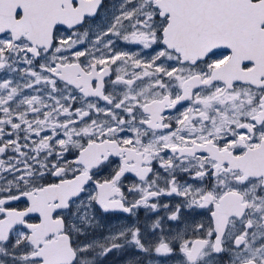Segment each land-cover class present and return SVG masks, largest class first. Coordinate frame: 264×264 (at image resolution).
I'll list each match as a JSON object with an SVG mask.
<instances>
[{
    "label": "snow or ice",
    "instance_id": "obj_1",
    "mask_svg": "<svg viewBox=\"0 0 264 264\" xmlns=\"http://www.w3.org/2000/svg\"><path fill=\"white\" fill-rule=\"evenodd\" d=\"M103 3L0 0V72L19 77L0 79V264H100L126 246L264 264V0H119L85 28ZM165 196L183 198L169 220L206 221L90 238L97 211L158 212Z\"/></svg>",
    "mask_w": 264,
    "mask_h": 264
},
{
    "label": "rangeland",
    "instance_id": "obj_2",
    "mask_svg": "<svg viewBox=\"0 0 264 264\" xmlns=\"http://www.w3.org/2000/svg\"><path fill=\"white\" fill-rule=\"evenodd\" d=\"M118 3H119V0H111V1L109 0L108 1L107 5H105L101 11L100 18L99 20H97V23L95 24V29L97 28V26H99L100 28H104L107 26V22L110 20L112 11H113L112 5L118 4ZM119 47L123 48L124 50H131V51L137 50L135 49V46L124 45V44H120ZM113 68H115V65L113 66ZM112 78H114V75ZM109 90H111V85H109ZM164 203L169 205L167 201H165ZM170 210L172 209L168 208L167 210H165V212L161 216L160 222L163 225V230L165 233H167L166 230L170 227V233L172 235H175L177 231L183 232L185 230H187L190 235L191 234V224L194 219L198 222H205L207 219L206 216H193V214L190 212L181 211L180 219L175 221V224H173V223H170L168 219ZM141 211H143V209H140L139 213H137L139 216H141V221H137L135 216L131 218V221L122 219L120 221L112 222V224H108L111 222L104 223L101 220L99 222H95L96 224L94 228L99 229V230H104L106 227L115 229L116 227L120 228L123 226H136L141 229V233L145 237V242L147 243L149 240L155 239V237L152 234L151 225L158 219V217H156V215H151V213L153 212H149L147 210L143 212ZM92 235L93 234L91 231L90 237H93ZM103 235L104 236L102 237L98 236V239H103L104 237H106L105 233ZM158 259H166L167 264H180L181 256L179 252L177 251V253L172 257L157 258L154 255L150 256L145 253L137 252L133 246H126L122 250H114L112 253H109L107 257L103 258L100 264H132L133 261H138V264H150V261H151L152 264H155V261Z\"/></svg>",
    "mask_w": 264,
    "mask_h": 264
},
{
    "label": "flooded vegetation",
    "instance_id": "obj_3",
    "mask_svg": "<svg viewBox=\"0 0 264 264\" xmlns=\"http://www.w3.org/2000/svg\"><path fill=\"white\" fill-rule=\"evenodd\" d=\"M108 1H109V0H104V3H103V5H102V7H101V9H100V11H99V13H98V15H97L96 17H94V18H91V19L89 20V23H88L87 25L84 26L85 28H88V29H90V30H95V24L97 23V20H99V18H100V14H101V11H102L103 7H104L105 5H107ZM110 1H111V0H110ZM83 30H84V29H81V31H83ZM90 35H91V32H90ZM79 47H80V48H84L85 45H80ZM135 49H137L136 46H135ZM221 51H222V50H221ZM21 67H23V65H21ZM0 74H1L0 79L5 78V77H7V78H16V79H19V77L15 76V74H7V73H4V72H0ZM108 90H109V88H108ZM33 94H35V93H33ZM99 103H100L101 106L104 105V102H103V101H100ZM79 106H80V103H79V102H77L76 104L73 105V107H79ZM173 111H175V110H173ZM166 114H170V113H166ZM122 135H123V134H122ZM128 135H130V133H129ZM167 154H168V153H165V155H167ZM154 168H156V169H157L158 171H160V172H163L162 169H159V166H158L157 164H154ZM136 179H137V178L134 177L132 174H127V175L125 176V178H124V186H125V187H124V190H125L126 192H127V187H128L132 182H134ZM186 179H188V177H187L186 174H179V180H180L181 183H183V181L186 180ZM189 183L196 184V183H199V182H195V181H191V180H189ZM160 200H161L162 203H164L165 201H167V202L169 203V208L174 209V208L176 207V205L182 203L183 198H182V197H177V196H172V197H167V196H165V197H161ZM165 210H167V209H165V208H160L158 212H153V213H151V215H156V217H158L157 220H160V219H161V216L163 215V213L165 212ZM143 211H145V209H143ZM143 211H141V212H143ZM181 211H187V212H190V211L187 210V209H181ZM138 213H139V212H138ZM149 216H150V215H149ZM132 217H133V216L130 217V216H128L127 214H125V213H120V212H116V213H102V212L97 211V213H96V222H99V221L102 220V222H104V223L111 222V223H108V224H112V222L120 221V220H122V219H126V220L131 221V218H132ZM135 217H136V220H137V221H141V216H139V215L137 214ZM136 220H135V221H136ZM169 221H170V223L175 224V221H171V220H169ZM180 222H181V221H180ZM95 224H96V223H95ZM108 224H107V225H108ZM118 229H119V228H117V227H116L115 229H114V228H110V227H106L104 230H99V229L93 228V229H92V234H93L92 236H93V237H90V238H96V239H98V236L102 237V236H104V235H103L104 233L106 234V236H108L111 232H115V231H117ZM166 232H167V233H170V227L166 230Z\"/></svg>",
    "mask_w": 264,
    "mask_h": 264
}]
</instances>
